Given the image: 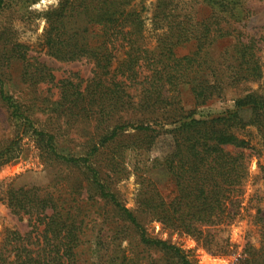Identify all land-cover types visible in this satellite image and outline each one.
<instances>
[{
	"label": "trees",
	"instance_id": "1",
	"mask_svg": "<svg viewBox=\"0 0 264 264\" xmlns=\"http://www.w3.org/2000/svg\"><path fill=\"white\" fill-rule=\"evenodd\" d=\"M209 1L214 7L201 17L189 2L159 0L152 17L158 31L153 48L143 41L142 9H135L134 0H61L47 10V55L59 61L85 60L92 69L89 79L58 81L56 111L45 129L26 103L4 87L11 59L20 62L24 81L36 85L25 47L15 44L1 57L7 59L0 60V109L4 125L13 131L9 138L0 132V168L17 160L22 140L29 136L43 141L58 164L80 171L86 189L83 194L80 184L55 192H0V202L27 217L30 225L25 234L5 232L0 264H191L183 249L150 236L147 227L157 223L210 251L218 230L241 218V187L248 178L245 151L251 147L235 133L255 129L264 150V95L239 96L232 110L199 119L178 99L183 85L190 86L194 104L200 106L221 98L227 89L264 83L258 41L235 27L234 0ZM2 7L0 0V11ZM227 38L233 42L215 56L214 45ZM199 74L211 79L197 81ZM83 122L92 124L95 143L77 158L58 154L64 128ZM142 138L148 141L142 144ZM160 139L165 149L153 156ZM122 143L131 146L125 147L136 158L151 154L150 164L163 167L173 181L171 195L159 192L144 173L135 175L133 208L108 189L104 179L124 172ZM98 210L107 215L106 223L98 221ZM254 222L263 230L262 245L249 251L248 259L264 264V211L257 209ZM100 240L112 248L101 253ZM156 253L161 256L155 258Z\"/></svg>",
	"mask_w": 264,
	"mask_h": 264
},
{
	"label": "rangeland",
	"instance_id": "2",
	"mask_svg": "<svg viewBox=\"0 0 264 264\" xmlns=\"http://www.w3.org/2000/svg\"><path fill=\"white\" fill-rule=\"evenodd\" d=\"M61 0H3L0 11V60L6 63L7 58H1L9 52L15 44L25 47L27 57L33 64L31 71L34 79H38L36 85L29 86L22 77L20 62L10 60L12 67L8 70L7 82L4 87L9 95L23 101L32 111V116L39 128L45 129L49 123V116L56 111V101L61 84L60 80L70 81L86 80L91 77L92 65L85 60L59 61L47 55L44 45V29L46 23L44 13L55 8ZM159 0H134L133 6L136 10L142 9L144 19L143 41L148 48H153L156 43V34L152 25V17L157 8ZM193 5L199 16H205L213 3L209 0H184ZM236 3H239L238 5ZM235 27L248 38L258 41L259 57L264 70V2L259 0H234ZM233 40L224 39L216 43L212 49L215 56L221 53ZM186 51V50H185ZM51 75L52 77H50ZM29 81V78L26 77ZM210 80L209 74H199L197 81ZM33 82V81H32ZM256 93L264 95L263 81L246 83L237 89H227L221 98L209 101L203 105L195 106L189 85H183L178 90V99L184 109L193 111L197 119L207 116H218L234 107V99L246 94ZM55 114V113H54ZM62 119H60V122ZM154 127V126H153ZM12 127L4 125V114L0 109V132L5 138L12 136ZM92 124L77 123L64 128L62 137L57 141L56 150L60 155L77 158L84 155L85 151L94 142L92 136ZM61 133V132H60ZM236 136L249 141L250 149L246 150L248 178L244 181L242 191V216L231 225L220 229L212 244L213 252L203 248L188 239L176 234H170L157 223L150 224L147 232L150 236L179 246L187 254L191 264H253L248 259V252H255L262 245V229L254 222L257 209L264 211V150L260 139L253 128L237 131ZM134 141V140H132ZM148 139L142 138V144ZM20 156L17 160L0 168V192L7 189H40L41 191H57L61 189H75L82 185L85 194L84 177L80 171L66 164H58L51 155L46 153L43 141L24 137ZM129 143V142H128ZM136 143L139 144V141ZM130 144V143H129ZM122 143L121 147L130 146ZM166 142L161 139L157 141L153 156L160 154L165 149ZM131 147V146H130ZM147 155L136 158L131 148H124L123 164L124 172L118 176L105 178L106 184L118 199L128 208H133L137 185L136 173H144L159 192L171 195L174 185L169 174L163 167H154ZM139 162V163H138ZM137 170L138 172H135ZM100 215L98 221H104L107 215L98 210ZM103 223H106L105 221ZM97 227V226H96ZM95 227V228H96ZM30 230L27 217L15 215L10 212L5 203L0 202V244L6 231H16L25 234ZM107 230V229H106ZM94 242L95 239L92 238ZM98 250L104 253L108 247L112 248L108 241L100 240ZM92 242V243H93ZM252 247L253 250H246ZM229 251L227 255L222 251ZM159 258L161 254L153 255ZM164 259L161 258V261Z\"/></svg>",
	"mask_w": 264,
	"mask_h": 264
}]
</instances>
